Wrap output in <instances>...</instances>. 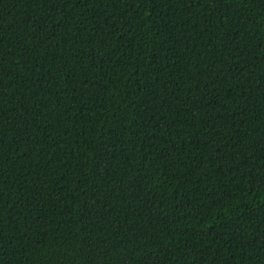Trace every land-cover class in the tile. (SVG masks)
Returning <instances> with one entry per match:
<instances>
[{
    "label": "trees",
    "instance_id": "16d2710c",
    "mask_svg": "<svg viewBox=\"0 0 264 264\" xmlns=\"http://www.w3.org/2000/svg\"><path fill=\"white\" fill-rule=\"evenodd\" d=\"M0 264H264V0H0Z\"/></svg>",
    "mask_w": 264,
    "mask_h": 264
}]
</instances>
